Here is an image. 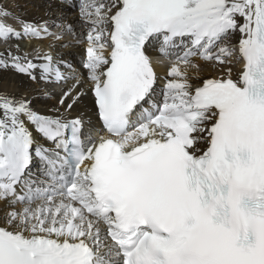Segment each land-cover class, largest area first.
Masks as SVG:
<instances>
[{
  "label": "snow or ice",
  "instance_id": "1",
  "mask_svg": "<svg viewBox=\"0 0 264 264\" xmlns=\"http://www.w3.org/2000/svg\"><path fill=\"white\" fill-rule=\"evenodd\" d=\"M79 12L86 79L54 54L71 24L0 4V70L62 86L42 113L22 82L0 83V264H264V0ZM161 57L173 62L158 92ZM89 93L98 128L73 115Z\"/></svg>",
  "mask_w": 264,
  "mask_h": 264
},
{
  "label": "bare ground",
  "instance_id": "2",
  "mask_svg": "<svg viewBox=\"0 0 264 264\" xmlns=\"http://www.w3.org/2000/svg\"><path fill=\"white\" fill-rule=\"evenodd\" d=\"M0 4H4L10 8V10L23 16L25 19L34 20L37 22L47 20L49 22L56 21L59 25L61 22L69 23L75 29V36L72 33H66L63 40L54 47V54L72 65V68H63L62 71L65 73H75L80 76H84L86 79L87 70H85L79 62L80 57L86 56L87 40L84 38L87 34L89 26L84 23L80 17L79 6L73 4L69 6L67 3L60 0H0ZM16 5H19L17 7ZM53 30L59 32L60 28L53 25ZM79 39L81 43L75 41ZM21 46L28 47L33 41L22 40L20 41ZM48 41H43L45 50H47ZM67 44V47L62 46ZM3 49V45L0 44V50ZM84 59V58H83ZM157 73L164 72L167 70L163 66H157ZM212 70L208 67L203 68L202 75L211 73ZM13 82H22L19 84L21 88H27L31 95L34 96L33 107L42 113H48V110L56 106L61 85H45L43 83H33L26 76L17 75L15 72L9 71L4 72L0 70V83H6L10 87ZM195 82V81H194ZM74 81L69 80L68 85L70 86ZM43 91H51L54 94L51 98H48L42 94ZM81 111L86 112V120H91V126H96V115L95 110L91 106V93L83 99L82 103L75 107L73 115L80 113ZM89 125L86 124V127ZM31 127V126H30ZM33 135L35 140L38 139V134L33 128ZM4 205L0 204V209Z\"/></svg>",
  "mask_w": 264,
  "mask_h": 264
},
{
  "label": "rangeland",
  "instance_id": "3",
  "mask_svg": "<svg viewBox=\"0 0 264 264\" xmlns=\"http://www.w3.org/2000/svg\"><path fill=\"white\" fill-rule=\"evenodd\" d=\"M25 41V40H24Z\"/></svg>",
  "mask_w": 264,
  "mask_h": 264
}]
</instances>
